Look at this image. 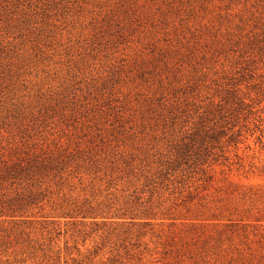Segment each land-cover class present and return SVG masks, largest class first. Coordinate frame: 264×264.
<instances>
[{
    "label": "rangeland",
    "instance_id": "rangeland-1",
    "mask_svg": "<svg viewBox=\"0 0 264 264\" xmlns=\"http://www.w3.org/2000/svg\"><path fill=\"white\" fill-rule=\"evenodd\" d=\"M0 264H264V0H0Z\"/></svg>",
    "mask_w": 264,
    "mask_h": 264
},
{
    "label": "trees",
    "instance_id": "trees-1",
    "mask_svg": "<svg viewBox=\"0 0 264 264\" xmlns=\"http://www.w3.org/2000/svg\"><path fill=\"white\" fill-rule=\"evenodd\" d=\"M71 168L69 162L65 159H57L52 160L48 157L42 159H35L29 162L22 161L21 163L15 165L12 172H14L13 176H22L26 181L29 182L27 188L23 189L16 193L14 197H12L8 203V214L10 216H18L19 217H36V213H34V209L41 208L43 210V204L46 196V190H43V185L45 183L44 178L49 177L52 173L55 174V177H60V182H62L63 175L67 173ZM43 173H46L45 177H43ZM61 175V176H60ZM72 174H68L70 176ZM16 178V177H15ZM64 180V179H63ZM67 181V179H65ZM60 211L55 210L58 215L61 217H71L75 218L80 215L84 216H98L96 209L93 207L85 208L84 206H79L75 204H70L65 201V205L59 207Z\"/></svg>",
    "mask_w": 264,
    "mask_h": 264
}]
</instances>
